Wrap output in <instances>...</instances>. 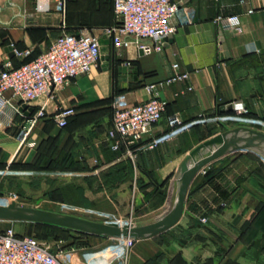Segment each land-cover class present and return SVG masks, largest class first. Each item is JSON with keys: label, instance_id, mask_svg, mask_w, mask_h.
<instances>
[{"label": "crops", "instance_id": "1", "mask_svg": "<svg viewBox=\"0 0 264 264\" xmlns=\"http://www.w3.org/2000/svg\"><path fill=\"white\" fill-rule=\"evenodd\" d=\"M174 1L180 8L177 33L163 52L146 54L137 46L116 48L107 34V28L116 23L115 0H68L63 9L57 0H50L47 12L38 10L37 0H0V63L7 58L14 66L31 61L65 33L90 32L101 38L103 46L102 64L91 74L73 80L55 98H39L32 114L20 109L10 125L0 119V162L32 161L46 152L43 146L55 143L63 170L77 179L96 204H109V212L95 210L100 214L96 215L106 216L105 221L112 224L142 225L174 205L179 167L199 144L232 127L264 131V0ZM221 16H240L241 31L222 30L217 23ZM11 46L30 49L32 54L20 59ZM175 63L189 78L157 90L168 102L167 111L144 139V143L160 139V144L138 153L135 160L123 150L113 151L104 140L113 125L115 104L121 100L132 106L150 99L147 86L166 80ZM238 101L250 110L242 120L246 124L236 119ZM63 106L76 111L66 127L53 117ZM41 110L46 116L33 123V115ZM173 114L183 118L184 128L170 129L168 116ZM31 124V134L23 142L20 134ZM243 157L251 159L250 154ZM237 158L233 169L238 163L248 165L242 156ZM225 175L223 171L204 183L201 171L191 185L179 223L160 235L137 240L126 261L118 238H106V247L95 248L93 243L90 250L62 256V260L66 264H248L231 256L234 247L226 250L228 234H238L236 248L244 249L246 257L255 258L258 249L264 255V231L259 230L253 242L245 235L264 200L240 186L228 189L229 181L221 182ZM238 175L242 183L243 176ZM242 195L248 197V205L240 200ZM252 198L259 201L252 205ZM131 206L144 212L135 216ZM229 214L234 218L230 222ZM202 217L209 222L201 223ZM260 261L264 264L263 258Z\"/></svg>", "mask_w": 264, "mask_h": 264}, {"label": "built area", "instance_id": "2", "mask_svg": "<svg viewBox=\"0 0 264 264\" xmlns=\"http://www.w3.org/2000/svg\"><path fill=\"white\" fill-rule=\"evenodd\" d=\"M63 9L68 0H57ZM38 10L47 12L51 9L50 0H37ZM116 23L107 28L114 46L118 49H129L137 46L146 54L163 52L166 42L178 30L176 18L179 4L174 0H115ZM218 25L224 31H241L240 16H221ZM12 52L20 59L28 58L32 50L19 51L11 46ZM103 46L101 38L90 32L81 34L65 33L59 36L50 48L37 58L14 66L12 59L0 63V119L10 125L22 106L29 111L42 96L55 98L57 92L73 80L89 75L102 64ZM189 74L182 72L180 64L171 66L170 76L159 83L147 86L152 95L150 99L132 106H125L123 101L115 104L112 128L104 142L113 151H124L125 155L135 160L138 153L155 149L161 142L154 139L144 143L164 117L168 102L156 93L159 88L187 80ZM189 90H193L192 87ZM10 94V97L8 96ZM18 101V105L14 102ZM234 110L237 120H244L250 110L244 103L235 102ZM76 113L72 107H60L54 114V120L66 127L69 118ZM46 116L44 110L33 115L32 122ZM168 125L172 131L186 126L179 114L168 116ZM32 124L23 128L20 138L24 142L31 134ZM203 170L202 174H206ZM10 195L8 200L14 201ZM201 223L209 219L202 217ZM118 246L126 261L130 251L136 246L134 238H118ZM63 252L55 253L37 237L21 235L14 228L0 232V264H66L62 260Z\"/></svg>", "mask_w": 264, "mask_h": 264}, {"label": "rangeland", "instance_id": "3", "mask_svg": "<svg viewBox=\"0 0 264 264\" xmlns=\"http://www.w3.org/2000/svg\"><path fill=\"white\" fill-rule=\"evenodd\" d=\"M239 122L246 124L244 121ZM230 129H233V127ZM220 130L223 131V128H220ZM43 150L46 152L44 154L38 153L39 155L32 161H19L15 159L11 164L8 162H0V202L8 201V197L13 195L17 197L16 199L18 200H14L17 203L59 212H81L87 214H99L95 210L109 212V204L104 202L96 204L91 198L87 197V192L81 188L77 179L75 180L73 175L63 170L55 143L43 146ZM246 154H250L251 159L244 158L243 155ZM229 155H227L229 157H223L225 159L219 161L220 163L205 167L204 169L207 170V173L203 175L207 177L208 173L212 170H216L218 173L224 171L226 177L223 176L225 179L222 178L221 182L229 181L230 185L228 189L232 187L239 189L240 186V189L252 191L258 199L264 200V157L259 153L248 150L236 151ZM239 156H242L241 160H247L248 165L246 166L243 163H238L236 170L233 169V166L235 160L236 162L238 161L239 158L237 157ZM250 163L252 166L249 165ZM239 172L243 176V180H241L242 183L235 177L239 176ZM247 198L248 197L245 198L242 195L240 200L248 205ZM258 201L259 200L256 199L253 201L252 198L251 203L253 205ZM159 203L160 201L154 203V209L157 208ZM240 203L241 202H238V205ZM130 209L135 216H140L144 212L140 208L138 209L137 206H131ZM170 209L171 207L159 210L158 216H163ZM236 210L237 213L240 211L238 208H236ZM102 217L106 218V216ZM230 220H234V218L229 214L227 221L230 222ZM9 228H14L24 235L36 236L42 243L48 245L53 252L58 253L62 251L63 256L71 255L80 250H90V246L93 243L96 244L92 245V247L95 246V248H97V246L106 247L109 244V239L104 237L96 239V235L73 229L67 228L57 232L50 228L39 226L36 222L0 221V231ZM228 235L231 239H227L226 250L230 252L234 247L235 251L233 250L231 256L235 257L236 261L239 262V260H243L248 264H262L257 262L259 259L261 260L260 262H262V258L264 259V255L261 254L259 249L255 252V258L251 256V258H248L244 251H242L244 249L236 248V238L238 234L230 232Z\"/></svg>", "mask_w": 264, "mask_h": 264}, {"label": "water", "instance_id": "4", "mask_svg": "<svg viewBox=\"0 0 264 264\" xmlns=\"http://www.w3.org/2000/svg\"><path fill=\"white\" fill-rule=\"evenodd\" d=\"M106 59L109 60V57ZM14 103L18 105V101ZM27 108L24 105L21 111ZM28 113H34V109L31 108ZM240 150L253 151L264 157V131L239 126L199 144L179 167L174 205L163 216L147 224L130 223L122 226L106 222V218L96 214L59 212L9 200L0 202V221L45 223L105 238H152L179 223L185 213L189 190L196 176L211 163Z\"/></svg>", "mask_w": 264, "mask_h": 264}, {"label": "trees", "instance_id": "5", "mask_svg": "<svg viewBox=\"0 0 264 264\" xmlns=\"http://www.w3.org/2000/svg\"><path fill=\"white\" fill-rule=\"evenodd\" d=\"M220 173L221 172L218 173V171L216 172V170L215 171L212 170L211 172L208 173L207 177H204V183H206L207 181H209L210 178H213ZM37 225L43 226L44 228H46V227L50 228V229L57 231V232L62 231L63 229H67V228H63V227H59V226H55V225H51V224H45V223H37ZM5 230H1L0 232H3ZM259 230L264 231V202H262L256 218L253 220L251 225L246 228L245 235H247L249 237V239H251L252 242L254 240L256 241L257 237L260 234ZM243 237H244V235H243Z\"/></svg>", "mask_w": 264, "mask_h": 264}]
</instances>
